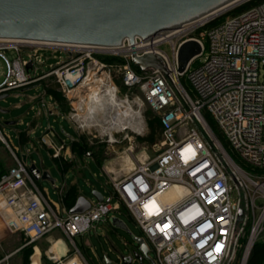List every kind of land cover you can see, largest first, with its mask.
I'll use <instances>...</instances> for the list:
<instances>
[{
  "label": "built area",
  "instance_id": "built-area-1",
  "mask_svg": "<svg viewBox=\"0 0 264 264\" xmlns=\"http://www.w3.org/2000/svg\"><path fill=\"white\" fill-rule=\"evenodd\" d=\"M203 16L145 38L136 35L134 45L128 37L119 45L65 46L0 38L5 65L0 93L53 75L73 105L74 118L82 87L103 90L101 77L118 98L114 82L119 79L127 89L121 100L133 106L130 94H135L134 102L146 103L161 127L154 157L135 160L122 177L110 176L107 193L101 201H91L89 209L63 213L37 185L0 124V137L15 159L0 176V221L10 232H21L31 243L59 228L82 262L77 237L123 208L154 251L152 264H235L239 258V264H247L264 232V0H241ZM191 39L200 51L181 68L180 47ZM8 49L17 57L10 59ZM44 49L64 56L47 64ZM148 53L156 54L165 68H141L134 56ZM44 95L41 107L54 113L56 104ZM131 113H121L116 126L109 121L111 129H127L124 123L133 118ZM207 117L240 161L231 156ZM56 145L53 157L63 156L64 145ZM174 187L179 189L168 195ZM9 256L0 257V264Z\"/></svg>",
  "mask_w": 264,
  "mask_h": 264
},
{
  "label": "rangeland",
  "instance_id": "rangeland-1",
  "mask_svg": "<svg viewBox=\"0 0 264 264\" xmlns=\"http://www.w3.org/2000/svg\"><path fill=\"white\" fill-rule=\"evenodd\" d=\"M5 52L10 59H14L15 57H17V52L14 49H8ZM42 53L45 56L49 57V61L47 64H55L60 56H64L63 52L57 51L54 53L52 49H44ZM23 56L26 57L25 54H23ZM199 62L200 60H197L195 65H197ZM4 71L5 65L3 60L0 58V73H4ZM45 80L52 88L54 97L59 102L64 112L63 114L68 119L62 117L61 115L57 116L54 114H50L49 117L47 114H43L37 119L38 127L35 131L36 134L33 135L32 138L37 144L36 147H33L32 149V158H34L39 165H42V163H44V165L51 171L52 176L57 179L56 184L61 185L66 178V176L57 168L58 165L56 160L52 158L47 151L49 150L50 153H53L52 146H55L56 144L62 143L64 145L62 153H64L67 146L71 144L70 148L72 149V151L81 156V158L74 163L76 169L81 167L82 163L84 162V157H88L86 153L88 151L91 153L89 158L91 157L92 159L86 160L84 168L81 167L79 169L80 172H77L76 174L68 173L66 178V183L68 184H70L72 180L76 179L79 188L88 197L92 196V191L94 189L105 191L104 185L109 180V177L124 176L133 167V163L135 162V160L152 158L158 153L159 140L161 135V127L158 118L146 103H142L141 101H139V105L134 102L133 98L135 97V94H130V100L132 101L131 103L138 113L134 114L132 118L133 122L131 121V119H129L131 121L129 125L135 123L142 126L137 127L138 129L142 128L141 132H139V130L135 131L131 128L120 129L119 131L111 129L109 123V119L111 118V116L114 115L117 111H124L127 108L129 110V105L121 100V98H125L127 89L122 85V82L119 79H115L114 82L118 90V98L116 97V101H112L108 107L94 113H89L88 108V100L93 88L90 84L84 88L82 87L81 96L87 93V95L84 96L85 107L81 109L78 107L80 104L78 105V102H75V107H77V110H73V112L79 113L80 116H83L79 117L76 115L74 118L70 117V112L72 111L73 105L70 104V101L63 94L60 88L61 86L56 81L55 76L52 75L45 78ZM88 86L90 87L89 89ZM43 90L44 87L42 85L26 89L24 92H21V88L11 90L9 92L10 95L0 101L1 107L5 109H11L9 113L0 112V124L3 125V122L1 120H11L14 117L16 118L24 114L27 109L26 106V108H24L23 110H19L12 107L13 104L20 102L21 98H23L22 100H24L26 96L29 97L30 95L40 94L43 92ZM46 99L49 100V94L46 96ZM124 105H126L127 108L124 107ZM33 113L31 115L25 116V119L27 121L26 125H21L20 123L14 125H5L7 126V134L10 136L12 143L19 148L21 146L19 132L28 127V124L34 117ZM49 126L53 128V135H57L56 137L58 138V141L55 140L56 138H53L50 135L48 136L49 133L47 131ZM111 132L115 133L114 140H112V137L110 135ZM64 133H70L78 139H73V141L69 142L72 139V135H69V139H67L63 135ZM151 135H154L155 138L153 140H147L146 137H149ZM19 154H22L21 151H19ZM230 154L234 158L231 152ZM234 159L237 162L240 161L239 159ZM14 163L15 159L12 150L3 142L0 137V174L7 171L8 168L11 167ZM35 182L40 188H43V190H46L44 188L48 189V194L52 200L61 202V196L64 198V189H57L51 181L35 180ZM118 206L120 207V205ZM121 209V214L118 217L123 219L130 231L122 227H117L113 223L109 230L110 237L116 243V246L122 252L126 253L129 252L128 245H131V247L132 245H137V243L133 239V235L143 236V233L134 219L128 215L127 211H125L123 208ZM99 224L101 226L103 225V222H100ZM97 231L99 232L100 229H98ZM9 234L10 231L8 230V228L0 222V250L3 249L1 246H3L5 249H12L13 243L4 242V238ZM84 239L85 244H88V252L91 253V246H94L97 253L100 255V257H102V259L99 260L97 256H94L92 264H103L102 262H104L103 259L105 258L106 252H108V257L112 261L111 264L120 263L121 259L118 256L117 252L108 251L109 243L105 236L97 235L92 228L90 231L86 232V236H84ZM262 239H264V232H262L258 236L256 241ZM77 243L81 247H83L84 245L83 240L80 238V236L77 237ZM147 246V255H144L142 260L136 258L132 264H152L151 259H153L155 254L148 242ZM74 252L75 254H78L76 251ZM18 257L19 254L12 257L10 259V264H22V256H20V258ZM16 258H18V260ZM15 260L17 261L16 263L14 262ZM35 260L36 262H38L37 259ZM239 263L240 258L235 264Z\"/></svg>",
  "mask_w": 264,
  "mask_h": 264
},
{
  "label": "water",
  "instance_id": "water-1",
  "mask_svg": "<svg viewBox=\"0 0 264 264\" xmlns=\"http://www.w3.org/2000/svg\"><path fill=\"white\" fill-rule=\"evenodd\" d=\"M232 0H0V38H20L61 43H84L99 45H119L123 39L130 42L139 35L143 38L161 30L171 29L203 16ZM200 51L199 43L188 40L180 47L181 68ZM141 67L153 66L164 69L161 59L154 53L134 56ZM31 63L28 64V67ZM34 87L30 85L24 90ZM10 95L0 93V101ZM11 109L0 106L1 113ZM17 120H4L3 124L13 125ZM22 159L36 181L54 178L49 171L42 170L35 162L29 163L26 153ZM97 201L103 193L93 190ZM91 200L80 195L70 212H84L91 207ZM243 209L238 211V220ZM111 222L128 231L123 219L112 216ZM137 245H132L130 253L122 256L119 264H132L137 258L147 255L148 246L143 236L133 235ZM154 263L153 259H151Z\"/></svg>",
  "mask_w": 264,
  "mask_h": 264
},
{
  "label": "crops",
  "instance_id": "crops-1",
  "mask_svg": "<svg viewBox=\"0 0 264 264\" xmlns=\"http://www.w3.org/2000/svg\"><path fill=\"white\" fill-rule=\"evenodd\" d=\"M3 74H4L3 72L0 73V81L3 78ZM32 85H34V87L38 86V85H42L44 87L43 92L40 94H37V95H30L29 97L26 96L24 100H22L23 98H21L20 102H17V103L12 105V107L17 108L19 110H23L27 106V109L24 112V114H22L16 118L15 117L12 118V119L17 120V123H20L21 125H26L27 121L25 119V116L31 115L34 112L33 113L34 117L30 121V123L28 124V127L19 132L20 135L23 132H25L26 135H25V142H21V146H20V148L19 147L18 148L22 154H24V153L27 154L29 163L35 162L42 170H47L52 175L51 171L44 165V163H42V165H39L38 162L34 158H32V149H33V147H36V144H37L34 142V140L32 138H33V135L36 134L35 131H36V128L38 127L37 119L40 116H42L43 114H47L48 117L50 114H54L57 116L61 115L64 118H67V117L63 114L64 112H63L59 102L54 97L53 93L50 92V90L48 89L50 86L46 82V80L40 81V82L32 84ZM24 88H26V87H24ZM24 88H21L22 89L21 92L25 91ZM44 93H45V95H44ZM48 94H49V100L46 99V96ZM16 95H18V94H16ZM43 95H44V99L46 101H48V102L50 101L53 104H56V109H55L54 113L47 111V109H45L44 107H41V99H43L42 98ZM1 121L3 122L4 120H1ZM17 123H15V124H17ZM3 125H1V127H2L3 131L7 133V128H6L7 126H5L6 124H3ZM52 129L53 128L49 126L48 131H47L49 133L48 136L50 135L51 137L56 138L55 140L58 141V138L56 137L57 135H53ZM47 132H45V133H47ZM63 135L67 139H69L68 136L69 135L71 136L72 134L64 133ZM73 137L74 136L72 135V139L69 142L73 141V139H78V138H75V137L73 138ZM70 145L67 146L66 150L63 153V156H61V157H53L52 153H50V151L47 150L49 155L56 160L57 165H58L57 168L66 176V178H67L68 173L76 174L77 172H80L79 169L81 167L84 168L86 160L92 159L91 157L89 158V156L88 157L85 156L84 162L82 163L81 167L76 169L75 168L76 166L74 163H75V161L80 159L81 156L76 154L75 152H73L72 149L70 148L71 147ZM22 154H21V156H22ZM66 178L61 185L55 184L57 189H59V190H60V188H61V190L64 189V198L66 195H69L68 201H65V199L62 196H61V202L55 201L60 205L63 213L70 212V208L75 204L77 198L80 195L86 196L81 191V189L79 188L76 179L72 180V182L70 184H68V183H66ZM44 189H46L44 191H46L48 194V189L47 188H44ZM94 190H97V189H94ZM100 192H102L103 195H105L107 193L106 188H105V191H100ZM86 197L91 201L95 200V197L93 195V191H92V196H90V197L86 196ZM120 214L121 213L116 212L114 214V216H119ZM110 218H109L108 222H103V225H101V226H100V224L99 225L97 224L96 227L93 229L97 235H103L106 237V239L109 243L108 251L117 252L120 259H122L123 255L130 253L131 245H128L129 246V252H126V253L122 252L116 246V243L110 237V230L109 229L112 226V222H111ZM91 229H89L88 231H90ZM98 229H100L99 232L97 231ZM86 232L80 236V238L83 240V243H84L83 247L78 245V243H77V246L79 248V253L81 255L80 258L83 260L82 263L84 262L83 264H92L94 256L95 257L97 256V258L99 260H101L102 257H100V255L97 253L96 248L94 246H91L92 252L91 253L88 252V244H85V239H84V236H86ZM4 242H9V243H13V244H12V249H5L3 246H1L3 249L0 250V257H4L5 255H10L1 264H10V259L12 257L16 256L17 254H19L18 258H20V256H22V261H23L22 264H25V263L26 264H63L65 261L69 260L70 258H74L77 255L74 252V251H76L75 246L71 243L69 238L66 236L65 232L59 228L50 231L49 233H47L43 237H41V238L31 242V243L26 242V238L21 232H10V234L4 238ZM18 258H16V259L18 260ZM35 259H37L38 262H36ZM103 260H104V262L101 261L103 264H111L112 263V261L108 257V252H106L105 258ZM14 262L16 263L17 261L15 260Z\"/></svg>",
  "mask_w": 264,
  "mask_h": 264
},
{
  "label": "bare ground",
  "instance_id": "bare-ground-1",
  "mask_svg": "<svg viewBox=\"0 0 264 264\" xmlns=\"http://www.w3.org/2000/svg\"><path fill=\"white\" fill-rule=\"evenodd\" d=\"M238 1H241V0H232L231 2L217 8L216 10H214L213 12H210V14H207V15H204L203 17H209L210 15H213L215 14L216 12L218 11H221L222 9H224L225 7L227 6H230V5H233L234 3L238 2ZM8 41H13V42H21V41H27L28 39H20V38H7ZM35 41V40H33ZM35 42H38V43H44V44H47V45H62V46H65V45H68L69 43H61V42H54V41H35ZM71 44V43H70ZM101 77L98 78V80H101L100 81V84L103 85L102 88L103 90H99V88H95V89H92V93H90V98L88 100V108H89V113H92L93 111H101L103 109H105L106 107H108L112 101H116V96L114 94V89L112 86H110L108 83L106 82H102V79H100ZM92 88H94V85H91ZM112 87V88H111ZM83 99V100H82ZM82 99L79 101L80 105L78 106L79 108H83L85 107V97L82 96ZM76 102H78V100H75ZM129 107V110L128 108L125 109L124 111H117L114 115H112L109 119V121L112 122L113 126H116L118 124V122L121 120L120 119V114L121 113H130L132 111V115L133 114H137V110L133 107V106H128ZM77 116L81 117L83 115H79V113L77 114ZM132 121V119H131ZM131 121L129 119L125 120V128H131L135 131L139 130V132H141V129H138L137 127L140 126V125H137L135 123H132V125H129L131 123ZM133 122V121H132ZM135 128H133V127ZM142 127V126H140ZM177 189H179V187H174L173 189L170 190V192L168 193V195L170 196H173ZM63 264H82V262L74 257V258H71L69 260H67L66 262H64Z\"/></svg>",
  "mask_w": 264,
  "mask_h": 264
},
{
  "label": "trees",
  "instance_id": "trees-1",
  "mask_svg": "<svg viewBox=\"0 0 264 264\" xmlns=\"http://www.w3.org/2000/svg\"><path fill=\"white\" fill-rule=\"evenodd\" d=\"M106 59L109 60V61H114L115 60V58L112 57V56H107ZM48 89L50 90V92H53L51 87H49ZM207 119H208V122L211 125L212 129L214 130L215 134L218 136V138L225 144V146L232 153L234 158L238 159L237 156L227 146V143L224 140V137H223L222 133L220 132V130L218 129V127H217L216 123L214 122V120H212L210 117H207ZM159 124H160V122H159ZM25 135H26L25 132L21 133V135H20L21 142H25ZM154 138H155L154 135L146 137L147 140H153ZM3 173H1L0 176ZM64 199H65V201H68L69 200V195H66ZM247 264H264V239L258 240V241L255 242V244H254V246L252 248V251H251V253H250L249 257H248Z\"/></svg>",
  "mask_w": 264,
  "mask_h": 264
}]
</instances>
